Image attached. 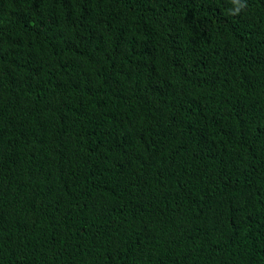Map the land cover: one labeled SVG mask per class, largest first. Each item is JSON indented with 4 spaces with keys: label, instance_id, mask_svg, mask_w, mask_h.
Returning a JSON list of instances; mask_svg holds the SVG:
<instances>
[{
    "label": "trees",
    "instance_id": "obj_1",
    "mask_svg": "<svg viewBox=\"0 0 264 264\" xmlns=\"http://www.w3.org/2000/svg\"><path fill=\"white\" fill-rule=\"evenodd\" d=\"M0 264H264V0H0Z\"/></svg>",
    "mask_w": 264,
    "mask_h": 264
},
{
    "label": "bare ground",
    "instance_id": "obj_2",
    "mask_svg": "<svg viewBox=\"0 0 264 264\" xmlns=\"http://www.w3.org/2000/svg\"><path fill=\"white\" fill-rule=\"evenodd\" d=\"M112 142V141H111ZM108 146V145H107ZM109 147V146H108ZM119 150V149H118ZM119 157H121V156H119ZM111 159H112V157H111ZM75 161V160H74ZM80 161V160H79ZM106 165V164H105ZM110 168V167H109ZM82 176V175H81ZM86 176V175H85ZM23 182V181H22ZM26 182V181H25ZM40 202V201H39ZM17 206H18V204H17ZM21 207V206H20ZM18 208V207H17ZM26 209H27V207H26Z\"/></svg>",
    "mask_w": 264,
    "mask_h": 264
}]
</instances>
